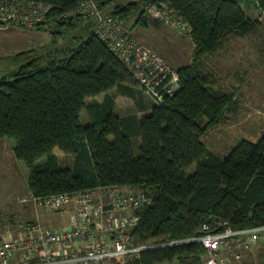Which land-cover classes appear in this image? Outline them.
I'll return each instance as SVG.
<instances>
[{"label":"trees","instance_id":"16d2710c","mask_svg":"<svg viewBox=\"0 0 264 264\" xmlns=\"http://www.w3.org/2000/svg\"><path fill=\"white\" fill-rule=\"evenodd\" d=\"M34 1L67 15L84 0ZM95 1L104 12L117 4L111 13L123 21L141 1L165 2L190 24L191 63L177 69L180 86L174 95L152 102L141 118L120 116L111 89L133 99L142 89L93 32V20L74 15L35 26L47 27L51 41L0 56V138L15 140L16 159L30 167V191L71 194L107 184L144 191L152 203L134 230L136 242L144 244L200 235L204 222L214 230L217 219L234 229L264 224V132L256 141L238 140L224 156L202 139L237 106L232 93L214 85L203 60L253 31L260 19L244 14L242 0ZM254 1L264 11V0ZM100 94L101 101L87 100ZM138 105L146 109L142 98ZM84 110L88 122L82 120ZM55 147L73 161L62 164ZM204 250L198 242L145 249L131 264H195Z\"/></svg>","mask_w":264,"mask_h":264},{"label":"built area","instance_id":"2783aa9c","mask_svg":"<svg viewBox=\"0 0 264 264\" xmlns=\"http://www.w3.org/2000/svg\"><path fill=\"white\" fill-rule=\"evenodd\" d=\"M97 6L95 0H84L75 11L57 15L51 4L42 1L0 0V26L17 24L30 29L74 15L93 20V32L132 72L139 87L155 104L162 103L165 95H174L180 86L177 70L123 31L124 21L119 15ZM145 12L181 33H190V24L163 1L156 5L148 3ZM29 196L22 200L30 199L46 211L69 208L73 213L71 222L50 227L37 221H20L0 230V264H131L145 249L187 242H198L205 248L195 264H243V252L264 240V224L234 229L217 219L214 230L209 222H204L200 227L204 233L200 235L137 243L134 230L152 197L144 191H125L117 184L71 194L37 196L31 192Z\"/></svg>","mask_w":264,"mask_h":264},{"label":"rangeland","instance_id":"374dc122","mask_svg":"<svg viewBox=\"0 0 264 264\" xmlns=\"http://www.w3.org/2000/svg\"><path fill=\"white\" fill-rule=\"evenodd\" d=\"M130 1L133 0H124L122 3ZM242 1L244 6L253 0ZM150 2L141 1L139 9L124 18L123 31L132 35L138 43L152 49L155 55L176 70L181 65L191 63L194 45L190 35L164 24L156 15L147 14L145 8ZM115 6L117 4H111L105 11L111 13ZM142 9L144 13L140 17ZM257 17H260L261 23L253 31L245 36L232 38L220 52L206 56L203 60L202 68L212 73L214 85L232 93L237 101V106L224 113V119L219 123L209 126L202 138L208 148L218 155H226L238 140L246 138L256 141L264 132V15L258 14L253 18ZM141 18H145L146 22L143 23ZM92 27L94 29V25ZM49 33L47 27L28 29L17 24L0 26V56L48 43L51 41ZM111 93L116 94L118 114L137 113L143 116L145 112L137 110L140 99L147 105L153 102L143 90H138L137 98L134 99L124 96L116 88L111 89ZM102 99L103 94H100L87 100ZM81 116L84 122H88L85 110ZM132 140L134 145L139 143L136 138ZM14 145L15 140L12 138L0 139V230L20 221H37L50 227L71 222L73 213L69 212V208L46 211L30 199L22 200L29 198L31 194L27 184L30 167L16 159ZM134 150L137 152L136 146ZM53 151L62 164L73 161V157L59 147H55ZM194 168H189V172L192 173ZM123 190L138 191L128 187H123ZM256 247L253 248L255 253L251 254L249 264H264V243ZM173 262L161 264H175Z\"/></svg>","mask_w":264,"mask_h":264},{"label":"crops","instance_id":"0c3cea01","mask_svg":"<svg viewBox=\"0 0 264 264\" xmlns=\"http://www.w3.org/2000/svg\"><path fill=\"white\" fill-rule=\"evenodd\" d=\"M242 3H241V7H242V9H243V11H244V14H246L248 17H250V18H252V19H254L253 17L255 16V15H258V14H260V15H264V11L258 6V4L253 0V1H251V2H248L246 5H244L243 6V1H241ZM258 9V10H257ZM257 10V11H256ZM256 13V14H255ZM257 18H259L260 19V17H257ZM121 94H123V93H121ZM115 95V102H116V94H114ZM124 95V94H123ZM124 96H126V95H124ZM149 105H147V104H144V105H146V109L145 110H141L139 107H138V109L137 110H139V111H143V112H145V115L146 114H148L149 112H150V108H151V106H152V102L151 103H148ZM116 105H117V102H116ZM116 105H114L115 106V109H114V113H116L117 115H120V116H124V115H128V114H118L117 112H116ZM149 111V112H148ZM137 114V113H136ZM135 114V115H136ZM138 115V114H137ZM144 116V115H143ZM137 117H139V118H141L142 116H140V115H138ZM1 139V138H0ZM220 156H222V155H220ZM69 212H71L70 210H69ZM68 213V212H67ZM70 214L71 213H69V216H70ZM61 225H63V224H61ZM61 225H58L57 227H60ZM55 227V226H54ZM264 243V240H262V241H260L257 245H255V246H253V248H257L256 246H260V244H263ZM252 247L250 248V249H248V250H245L244 252H243V260L241 261L243 264H249L250 262V260L249 259H251V257H252V255L251 254H254L255 252H254V249H253ZM260 248V247H259ZM173 263H175V264H179L178 263V261H174Z\"/></svg>","mask_w":264,"mask_h":264},{"label":"water","instance_id":"95a60500","mask_svg":"<svg viewBox=\"0 0 264 264\" xmlns=\"http://www.w3.org/2000/svg\"><path fill=\"white\" fill-rule=\"evenodd\" d=\"M14 72H15V70L13 69V70H10V72L9 71H7V72H5V74L3 75V76H10V75H12V74H14ZM219 229H221L220 227H219Z\"/></svg>","mask_w":264,"mask_h":264}]
</instances>
